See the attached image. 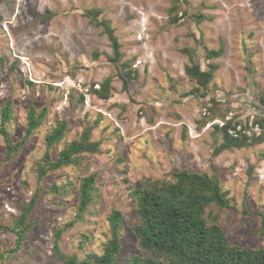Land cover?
<instances>
[{
	"label": "rangeland",
	"instance_id": "1",
	"mask_svg": "<svg viewBox=\"0 0 264 264\" xmlns=\"http://www.w3.org/2000/svg\"><path fill=\"white\" fill-rule=\"evenodd\" d=\"M90 9L112 30L131 79L109 61L110 39L85 16ZM219 46V57L205 58ZM189 58L202 70L216 65L204 89L194 90L184 73ZM105 79L109 96L100 99L92 89ZM6 104L7 138L18 148L7 157L0 134V264H62L52 251L53 233L71 221L59 250L78 259L99 255L112 209L121 213L116 261L123 264L140 252L130 231L138 222L130 191L173 181L179 171L205 174L226 192L231 208L211 209L230 244L261 245L264 0H0V110ZM30 106L45 115L26 137ZM62 121L66 133L52 158L86 126L98 150L38 178L44 137ZM227 121L241 127L227 135L244 145L214 154L223 145L218 128ZM88 176L92 202L74 221L80 181ZM48 185L56 189L41 193ZM35 192L30 232L7 254L15 235L2 227Z\"/></svg>",
	"mask_w": 264,
	"mask_h": 264
},
{
	"label": "trees",
	"instance_id": "2",
	"mask_svg": "<svg viewBox=\"0 0 264 264\" xmlns=\"http://www.w3.org/2000/svg\"><path fill=\"white\" fill-rule=\"evenodd\" d=\"M84 14L100 25L110 39L112 56L109 61L118 69L124 70L125 78L131 79L134 73L120 62L119 44L110 27L97 20V10H86ZM221 52V46L216 50H207L205 58H217ZM189 60L190 65L184 67L185 75L196 85L194 90L204 89L211 80L216 65L210 63L207 69L202 70L191 61V58ZM122 81L123 84L126 82L124 79ZM109 82L110 80L105 79L100 82L99 89H92L98 98H108ZM34 111V108L30 106L26 114V137L42 124L45 115L44 110L38 114ZM9 120L10 105L6 104L0 110V134L6 146L7 157L15 148H18V146H11L7 138L6 124ZM229 127H234V125L230 126L228 121L219 128L216 126L223 134V145L215 149L214 154L225 147L238 148L244 145V142L240 141L241 138H232L227 135L226 130ZM66 128L64 121L55 122L54 127L45 135V150L36 164L38 178L60 167L78 165L80 155L83 153L97 152L98 142H91L88 139L91 128L86 126L77 140L64 145L52 158V149L54 145L61 142ZM173 178V181H148L130 191L129 195L135 199L138 217L137 224L132 226L130 231L140 252L128 256L123 264H264V215L260 218L262 243L259 247L248 248L232 245L216 224V215L211 209L212 207L231 208L225 197L226 192L221 190L218 182L205 174L186 171L173 173ZM93 185L92 177L81 179L74 221L79 220L91 204ZM55 189L53 185H48L41 193H48ZM36 193H33L25 204L18 205L19 214L10 226L2 227L15 235L16 247L7 251V254L15 252L30 232L33 223L28 221V217L34 209L38 196ZM120 223V211L112 209L107 217L109 237L103 244L99 255L78 259L76 255L65 256L59 250L60 235L73 224V221L54 231L52 251L62 264H120L116 261L118 250H120Z\"/></svg>",
	"mask_w": 264,
	"mask_h": 264
},
{
	"label": "built area",
	"instance_id": "3",
	"mask_svg": "<svg viewBox=\"0 0 264 264\" xmlns=\"http://www.w3.org/2000/svg\"><path fill=\"white\" fill-rule=\"evenodd\" d=\"M235 128L234 127L233 128H227L228 133L231 134V135H233V136H235L236 132H240L241 127L240 126H237Z\"/></svg>",
	"mask_w": 264,
	"mask_h": 264
}]
</instances>
